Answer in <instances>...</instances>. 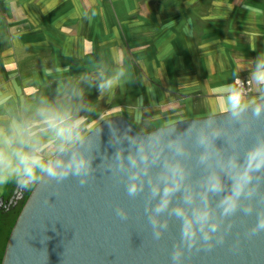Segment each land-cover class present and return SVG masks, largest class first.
I'll use <instances>...</instances> for the list:
<instances>
[{"label": "water", "instance_id": "water-1", "mask_svg": "<svg viewBox=\"0 0 264 264\" xmlns=\"http://www.w3.org/2000/svg\"><path fill=\"white\" fill-rule=\"evenodd\" d=\"M237 112L186 119L149 132L137 131L124 116L104 120L54 157L67 162L73 153L83 155L91 162L86 177L69 174L58 182L45 175L35 184L12 229L3 264H173L175 251L181 253L177 264H264V230L250 235L264 216V168L252 173L249 187L256 191L241 196L233 214L224 215L220 205L248 152L264 144V99ZM201 137L206 143L199 142ZM176 166L182 177L172 172ZM211 176L219 178L223 192L209 191ZM133 182L141 190L129 195ZM177 183L168 208L156 213L161 196H153V188L162 193ZM248 206L250 213L244 211ZM176 208L189 218L195 210L207 209L205 230L213 222L218 225L211 239L205 241L197 225L196 242L189 247L181 236L182 221L173 214ZM220 238L223 242L217 243Z\"/></svg>", "mask_w": 264, "mask_h": 264}, {"label": "rangeland", "instance_id": "rangeland-1", "mask_svg": "<svg viewBox=\"0 0 264 264\" xmlns=\"http://www.w3.org/2000/svg\"><path fill=\"white\" fill-rule=\"evenodd\" d=\"M166 1L169 0H163L162 5ZM172 1L173 7L185 2ZM126 2L0 0V124L13 120L31 124L42 119L39 109L52 107L79 122L82 139L104 120L121 114L139 132L186 120L179 119L187 116L182 111L172 118L161 117L162 111L167 110L166 96L154 68L169 59L175 65L174 57L170 55L168 41L161 42L154 37L131 39L133 35L127 32ZM203 2L211 7L209 21L216 24L220 37L227 42L231 40L236 46L234 49L239 48L242 22L253 10L252 0ZM261 12L264 17V7ZM146 21L157 23L158 18L151 15ZM165 35L170 36L171 32ZM134 42L145 45L140 51L143 55H139L141 62L134 61L139 48L132 56L130 44ZM162 44L163 48L166 46L164 49H160ZM231 52L237 54L233 48ZM144 62H148V71L143 69ZM132 65L134 71H129ZM236 80L237 77V91L243 96L239 98L240 108L257 103L252 85L250 93L243 94ZM44 127L38 124L34 129L40 141L38 147L44 156L54 158L58 143L53 142L50 132L42 130ZM15 187L16 183L0 187V195L7 191L11 194ZM33 188H26L16 207L7 212L0 210V264H3L12 229Z\"/></svg>", "mask_w": 264, "mask_h": 264}, {"label": "crops", "instance_id": "crops-1", "mask_svg": "<svg viewBox=\"0 0 264 264\" xmlns=\"http://www.w3.org/2000/svg\"><path fill=\"white\" fill-rule=\"evenodd\" d=\"M162 3L163 0L157 3L150 0L126 2L127 32L133 35L131 39L154 37L161 42L168 41L170 55L174 57L175 65H171L169 59L154 68V71H158V81L166 96L164 105H167V110L160 112L161 117L172 118L182 111L187 116L179 119H192L233 110L232 98L243 97L237 91L236 77L251 80L252 92L257 97L255 102L264 99V82L260 81L264 75V17L261 12L264 4H261V0H252L253 10L242 22L243 30L238 37L240 45L237 49H234L236 46L231 44V40L227 42L220 37L216 24L209 21L211 7L203 0H185L184 5L179 7H173L172 0L166 1L165 5ZM151 15L158 18L157 23H147L146 18ZM167 32H171V35L166 36ZM181 39L186 42L178 43ZM32 41L38 47V43ZM144 47L136 42L130 44L132 56L139 48L134 61L141 60L139 55H143L140 51ZM164 48L162 44L160 49ZM232 48L236 55L232 54ZM144 63L146 66L143 69L148 71V62ZM129 71H134L133 65ZM209 107L207 112H200Z\"/></svg>", "mask_w": 264, "mask_h": 264}, {"label": "clouds", "instance_id": "clouds-1", "mask_svg": "<svg viewBox=\"0 0 264 264\" xmlns=\"http://www.w3.org/2000/svg\"><path fill=\"white\" fill-rule=\"evenodd\" d=\"M260 81L264 82V75L260 77ZM233 115H237V110L240 109V100L233 97L231 100ZM259 115V110L255 113ZM38 115L42 118L39 121L31 124H25L18 121H11L8 124H0V187H4L9 183H16L21 188L34 187L39 183L43 176L55 179L58 182L64 180L69 174L77 177H86L91 169V162L83 155L73 153L71 157L64 162L59 158H50L42 154L39 149V137L34 129L38 124L45 127L43 131L52 134L53 142L58 143L57 152L62 153L75 143L81 141L79 134V122L71 119V117L52 107H44L38 110ZM216 135H219L217 133ZM201 144L206 143V137H201ZM119 156V153H117ZM207 155L201 157V161L205 160ZM135 164V160L132 161ZM233 167L236 165L233 164ZM264 168V144H259L251 149L245 159L243 165L239 166V171L233 177L232 188L229 194L225 195L220 201L224 215L233 214L239 207L241 196L251 197L256 191L255 188L249 187L252 181V173ZM174 174L183 176L182 169L176 166L172 169ZM135 180V175L133 176ZM85 182L80 180L81 185ZM209 191L213 193H221L224 187L216 176L209 177ZM129 195H135L141 189L137 183L133 182L128 186ZM179 190V184L166 185L161 193L158 187L152 190L153 196L160 195L161 199L155 208L156 213H161L168 208L171 195ZM190 197H186V202ZM251 206L244 209L246 213L251 212ZM173 214L181 219L182 229L181 236L185 242L189 243V247L194 244L197 225L203 233V239L208 241L211 239L210 232H215L218 225L213 222L210 225V231H206L205 227L209 224L210 212L207 209L195 210L192 217L185 215L180 208L173 209ZM117 215L122 219L126 216L123 210H118ZM155 226V218H150ZM166 226V225H165ZM264 230V216H261L255 228L252 229L250 235H255L258 231ZM155 238L159 239L161 233L156 231ZM220 238L217 243H222ZM211 249V245L207 250ZM181 253L175 251L172 259L173 264H177Z\"/></svg>", "mask_w": 264, "mask_h": 264}, {"label": "flooded vegetation", "instance_id": "flooded-vegetation-1", "mask_svg": "<svg viewBox=\"0 0 264 264\" xmlns=\"http://www.w3.org/2000/svg\"><path fill=\"white\" fill-rule=\"evenodd\" d=\"M17 187V184H16ZM16 187L11 194L10 192H3L0 197L3 196L2 199H0V210L10 211L12 208L16 207V205L20 202L21 198L23 197V194L26 191V188H21L20 190L16 192Z\"/></svg>", "mask_w": 264, "mask_h": 264}, {"label": "built area", "instance_id": "built-area-1", "mask_svg": "<svg viewBox=\"0 0 264 264\" xmlns=\"http://www.w3.org/2000/svg\"><path fill=\"white\" fill-rule=\"evenodd\" d=\"M238 90L243 94H248L251 91V82L249 79H239L237 78Z\"/></svg>", "mask_w": 264, "mask_h": 264}, {"label": "trees", "instance_id": "trees-1", "mask_svg": "<svg viewBox=\"0 0 264 264\" xmlns=\"http://www.w3.org/2000/svg\"><path fill=\"white\" fill-rule=\"evenodd\" d=\"M3 211H5V210H3ZM5 212H7V211H5Z\"/></svg>", "mask_w": 264, "mask_h": 264}]
</instances>
